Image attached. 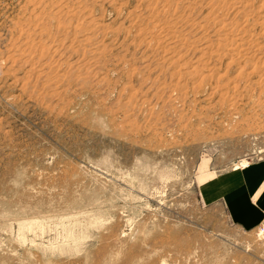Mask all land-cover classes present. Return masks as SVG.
Listing matches in <instances>:
<instances>
[{
  "label": "rangeland",
  "instance_id": "1",
  "mask_svg": "<svg viewBox=\"0 0 264 264\" xmlns=\"http://www.w3.org/2000/svg\"><path fill=\"white\" fill-rule=\"evenodd\" d=\"M263 159L264 0H0V264H264Z\"/></svg>",
  "mask_w": 264,
  "mask_h": 264
},
{
  "label": "crops",
  "instance_id": "2",
  "mask_svg": "<svg viewBox=\"0 0 264 264\" xmlns=\"http://www.w3.org/2000/svg\"><path fill=\"white\" fill-rule=\"evenodd\" d=\"M211 187L221 191L219 198L232 224L246 232L260 231L264 226V159L234 169Z\"/></svg>",
  "mask_w": 264,
  "mask_h": 264
},
{
  "label": "built area",
  "instance_id": "3",
  "mask_svg": "<svg viewBox=\"0 0 264 264\" xmlns=\"http://www.w3.org/2000/svg\"><path fill=\"white\" fill-rule=\"evenodd\" d=\"M260 231L264 233V226L261 227Z\"/></svg>",
  "mask_w": 264,
  "mask_h": 264
}]
</instances>
